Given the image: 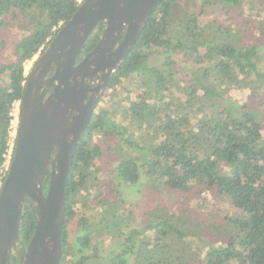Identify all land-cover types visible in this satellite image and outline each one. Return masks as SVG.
I'll return each instance as SVG.
<instances>
[{
    "label": "trees",
    "instance_id": "trees-1",
    "mask_svg": "<svg viewBox=\"0 0 264 264\" xmlns=\"http://www.w3.org/2000/svg\"><path fill=\"white\" fill-rule=\"evenodd\" d=\"M212 1L162 0L114 73L109 109L93 120L71 163L59 264L99 258L109 236L119 244L109 264H130L131 256L134 264H264L263 57L256 45L235 43L232 26L201 21ZM220 1L233 8L247 2ZM78 6L76 0H0V49L4 31L14 25L23 31L9 61L0 63V188L8 172L12 109L24 92V63ZM103 28L102 23L87 51ZM259 33L264 36V30ZM163 52L192 67L150 62ZM237 90L250 91L252 101H233ZM127 93L130 127L117 119L127 106L120 96ZM97 134L108 143L97 144ZM141 170L149 194L184 199L180 216L155 210L145 227L132 228L136 211L120 188L137 185ZM209 193L234 211L220 226L188 220L191 198ZM196 213L200 216L198 208ZM74 220L82 229L81 251L92 253L69 260L74 255L68 228ZM36 223L37 208L27 199L20 238L25 245Z\"/></svg>",
    "mask_w": 264,
    "mask_h": 264
},
{
    "label": "water",
    "instance_id": "water-1",
    "mask_svg": "<svg viewBox=\"0 0 264 264\" xmlns=\"http://www.w3.org/2000/svg\"><path fill=\"white\" fill-rule=\"evenodd\" d=\"M161 2L84 0L49 46L43 59L48 62L58 59L64 68L56 77L58 104L66 101L80 111L78 106L82 102V115L77 116V124H51L49 119L45 124H33L27 119L19 125L10 166L0 188V264L10 263L11 253L20 243L27 199L37 208V223L24 249L22 264H59L63 253L66 187L74 150L90 126L96 105V100L85 103L89 89L85 79L102 75L105 79L102 90L106 89L110 77L127 58ZM102 23L105 27L98 43L75 66L77 55ZM69 77H73L72 86ZM50 105L48 103L45 109ZM68 132L74 136L71 142L66 137ZM54 149L57 150L55 158Z\"/></svg>",
    "mask_w": 264,
    "mask_h": 264
},
{
    "label": "rangeland",
    "instance_id": "rangeland-1",
    "mask_svg": "<svg viewBox=\"0 0 264 264\" xmlns=\"http://www.w3.org/2000/svg\"><path fill=\"white\" fill-rule=\"evenodd\" d=\"M212 2V5L207 7L206 14L201 18V21L207 22L211 20H218L225 26H232V28L235 29V33L233 34L236 35L233 41L239 46L256 45V47H258V50L262 54V65L264 66V36H262V33H259L261 30H264V0H247L246 4L242 5L241 7L237 6L235 8L222 4L220 0H213ZM168 30L169 34L172 35L174 32V25L172 23L169 26ZM22 35L23 31L16 28V25L11 26L7 31L3 32L2 41L5 44L3 48L0 49V63H6L9 61L15 47V42H17ZM165 61L173 64L175 63L179 68H183L187 71H189L192 67L191 63L189 61L183 60L182 57L176 55H168L165 52H163L160 56L152 58L150 62L163 63ZM112 93L113 91L110 88L106 91L97 109V115L101 112L102 109H109L110 102L112 101H110V96ZM250 94V91L248 92L244 90H237L234 94L231 93V96L233 101H240L242 104L252 101L254 94H251V97ZM129 95L130 94L127 93L123 94V96H120L121 99L127 102V106L124 104L123 113L117 118L119 121L120 119L125 120V126L128 127H130L131 122L129 113H127L129 106L128 103L132 100ZM261 97L262 98L259 100H264L263 94L261 95ZM263 111L264 107L262 106V112ZM14 140L15 135L14 137H11L7 169L10 166V155L12 153V148L14 147ZM94 141L97 144H104L106 143L107 139L106 137L97 134L94 137ZM120 191L122 193L123 199L129 205H132L134 211H136L137 220L132 224V228L136 227L138 229H141L145 227L146 222L149 218V213L151 211L153 215L155 210L160 211L161 215L165 214V211L175 213L179 216L182 214L180 210H182L181 208L184 205V199L182 197H177V194L170 195L171 193H165L161 191H158L155 194H149L145 174L142 170L140 181L137 185H122ZM189 197L191 198V196ZM191 201H193L192 203H190L191 211L188 214V220L190 222L201 223L202 221H204L207 223V226H212L214 224L215 226H220L224 224L225 217L227 215L232 216L234 212L226 203H218L216 195L212 193H209L207 195L202 194L194 200L192 197ZM197 208L200 211V216L196 213ZM144 216H146V219ZM156 216L158 215L156 214ZM68 230L69 244L71 247L70 254L74 255L69 257V260H71L72 258L73 260H75L82 255L91 254V250L86 249L81 251V247L78 244V238L82 234V229L77 225L76 220L71 222ZM222 240L223 239L221 237L217 238L216 241L219 243L222 242ZM20 242H23L22 239H20ZM118 251L119 244L116 242V240L109 236L101 243V246L99 248V258L91 259L86 264H109L111 262V259L116 255ZM130 264H134V256L130 257Z\"/></svg>",
    "mask_w": 264,
    "mask_h": 264
},
{
    "label": "flooded vegetation",
    "instance_id": "flooded-vegetation-1",
    "mask_svg": "<svg viewBox=\"0 0 264 264\" xmlns=\"http://www.w3.org/2000/svg\"><path fill=\"white\" fill-rule=\"evenodd\" d=\"M103 24L105 27V23ZM63 25L58 28H54V31L56 32L52 36L48 37L46 43L33 55L31 59L27 60L24 63V92L22 94V98L16 101L19 104L20 110L16 121V124L18 125L15 131V136L18 135L20 130L19 125L22 124L23 120L28 119L33 124H45L47 119L50 120L51 124H58V122L59 124H77V116L82 115V102L80 106H78L80 111H77L76 106L70 107L66 101H64L63 104H58V101L56 99V88L59 85L56 77L58 76L59 72L64 71L61 61L53 58L48 62L43 59V56L45 55L51 43L56 38ZM97 32L98 30L90 36L84 47L81 49L80 53L77 55L75 66L80 64L83 58L93 49L92 48L89 51L86 50L91 38ZM62 61H65V57L62 58ZM113 76L114 74L110 77L105 90H102L105 80L104 78H102V75L94 76L93 79H85V84L89 86L88 91H86L85 103L87 104L93 100H96V105L92 112L90 125L93 123V120L97 116V109L99 107V104L101 103V100L103 99L104 94L109 89ZM78 79L80 81L81 78ZM68 82L72 86L74 84L73 77H69ZM48 103H51V105L48 107V109H45V106ZM66 137L68 142L74 140V136L70 132H68ZM83 137L84 135L80 138L74 150V155L81 145ZM56 156L57 150L54 149L53 158H55ZM50 171L51 168L48 169V175L50 174ZM45 187L47 191L48 181L46 182ZM26 247L27 246H25L24 243L20 242L17 248L11 253L9 264H22L24 258V249Z\"/></svg>",
    "mask_w": 264,
    "mask_h": 264
},
{
    "label": "built area",
    "instance_id": "built-area-1",
    "mask_svg": "<svg viewBox=\"0 0 264 264\" xmlns=\"http://www.w3.org/2000/svg\"><path fill=\"white\" fill-rule=\"evenodd\" d=\"M76 1L80 5L84 0H76ZM19 110H20L19 104L17 102H15L14 105H13V109H12L13 120H12V123H11V129H10V136L11 137L12 136L14 137V135L16 134L15 131H16V128H17V125H18V124H16V121H17Z\"/></svg>",
    "mask_w": 264,
    "mask_h": 264
}]
</instances>
